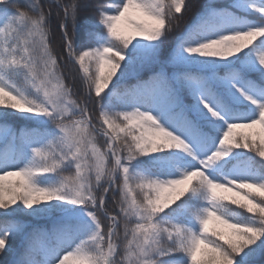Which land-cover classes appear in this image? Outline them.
Segmentation results:
<instances>
[{
    "label": "snow or ice",
    "instance_id": "6c2138e0",
    "mask_svg": "<svg viewBox=\"0 0 264 264\" xmlns=\"http://www.w3.org/2000/svg\"><path fill=\"white\" fill-rule=\"evenodd\" d=\"M0 257L264 258V0H0Z\"/></svg>",
    "mask_w": 264,
    "mask_h": 264
},
{
    "label": "trees",
    "instance_id": "16d2710c",
    "mask_svg": "<svg viewBox=\"0 0 264 264\" xmlns=\"http://www.w3.org/2000/svg\"><path fill=\"white\" fill-rule=\"evenodd\" d=\"M200 2L203 3L204 0H200ZM224 2H227V0H224ZM26 123L27 122H25V121H16V122H14L13 126L22 127V126H25ZM28 126H32V125H28ZM257 159H259V157H257ZM226 194L227 195H232V193H226ZM21 219L24 220V219H27V218L21 217ZM5 260H6V258L0 257V264H5ZM257 264H264V258H258Z\"/></svg>",
    "mask_w": 264,
    "mask_h": 264
}]
</instances>
